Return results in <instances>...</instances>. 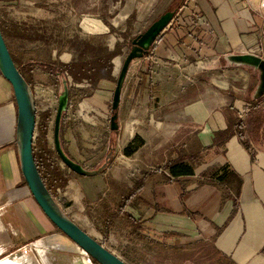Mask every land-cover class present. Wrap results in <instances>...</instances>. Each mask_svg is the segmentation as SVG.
Returning <instances> with one entry per match:
<instances>
[{
    "label": "crops",
    "instance_id": "crops-1",
    "mask_svg": "<svg viewBox=\"0 0 264 264\" xmlns=\"http://www.w3.org/2000/svg\"><path fill=\"white\" fill-rule=\"evenodd\" d=\"M119 3L123 8L117 17L153 21L150 27L167 13L174 12L175 17L153 43V50L130 68L135 71L133 80L128 91L126 86L123 91L126 96L134 91L144 96L140 118L124 119L125 110L120 108L116 134L122 151L137 135L145 140L138 151L146 149L141 154L144 165L140 173L139 168L131 167L134 180L127 184L104 182L106 196L118 194L121 198L116 210L107 208L102 234L108 240L117 222H125L117 211L121 199L131 195L125 211L139 221L142 230L137 232L146 237L145 242L137 239L129 228L131 243H145L149 251L161 247L167 258L161 264H201L197 260L206 253L214 262L219 254L235 264H264V99L252 104L258 72L229 60L233 55L264 58V0L258 10L252 9L251 0H116ZM22 4L23 0L0 1V26L9 50L18 66L29 73L31 87L37 82L50 85L60 97L49 72L42 63L36 65L43 62V52L35 38L27 36L28 26L20 22L23 13L16 8H25ZM51 55L50 62L69 64L76 59L73 52L59 55L56 46ZM113 86L112 82L101 84L78 104L80 111L75 113H86L85 119L98 128L101 117L97 119L95 113L108 111ZM126 110L130 116L138 113L136 106ZM256 111L263 114L257 121L252 118ZM249 117L250 123L246 121ZM17 119L13 88L0 73V248L17 251L35 242L43 264H52L43 238L57 228L23 177ZM239 121L247 129L263 133L262 142L252 144L251 150L236 135ZM53 125L54 121L51 130ZM66 139L69 153L79 161L77 140L70 132ZM182 161L193 163L195 175L168 181L167 165ZM224 167L243 180L236 205L233 198L223 202L219 189L210 183L211 175ZM114 214L118 219L109 226ZM202 242L204 249L199 245ZM209 248L217 254L212 255ZM6 258L9 260L0 264H31L28 253Z\"/></svg>",
    "mask_w": 264,
    "mask_h": 264
},
{
    "label": "rangeland",
    "instance_id": "rangeland-1",
    "mask_svg": "<svg viewBox=\"0 0 264 264\" xmlns=\"http://www.w3.org/2000/svg\"><path fill=\"white\" fill-rule=\"evenodd\" d=\"M23 1L24 4L22 5H24L25 8H16L17 12L23 13V15L20 16V22L28 26L26 29L27 36L35 38L37 41L36 45L40 46V50L43 52L42 59H40V61L43 62H36V65H40L41 63L65 64V62L60 60H58V62H50L52 50L55 46L58 47L59 55L64 52H73L77 57V50L80 44L84 42H96L104 44L110 51H120V56L116 57L113 61L115 64L114 76L116 79L120 77L124 61L130 53L132 41L144 34L153 22L141 19L136 20L133 17L128 19L117 17V15H119L118 12L123 8V4H116V0H107L106 2L103 0ZM262 2L263 0H251L252 9L258 10ZM2 11L3 13L5 12L4 9ZM47 11H51L53 14H48ZM13 12L14 11L7 13ZM27 13L32 14V16H28ZM24 20H26L25 23ZM57 21L58 23H56ZM151 50H153V48H151ZM134 62L141 61L135 60ZM132 66H134L133 63ZM134 72L135 71H130L129 73V78L125 84L126 92L131 85L130 82L133 80L132 73ZM155 73L157 74L158 72L156 71L154 74ZM50 79V82L56 85L61 95L64 92V82L66 78L63 76L53 78L51 76ZM85 84L86 85L81 88L68 86L71 99H69V104L72 102L71 106L73 109L71 113L66 112L62 117L60 141L62 149L67 153V156L75 160L69 153L70 143L66 139L70 132L77 140L79 155L81 156L77 163L82 165L86 170L95 172V174L88 177L78 175L71 171L60 156H58L54 141V121L52 132L50 131L53 135L49 138L50 146L52 152H54V160L61 167L68 180L71 181V184L68 185L66 190L61 189L60 192L56 191L54 196L58 199L59 205L66 211L70 218L113 253L122 257V259H126L128 264H161L167 261V258L163 255L164 253L161 252L162 248L156 246L152 251H149L145 247V243L138 246L133 245L131 243V231L125 225V222L121 220L117 222L116 226L111 230L108 240L102 234L107 208L116 210L121 198L118 194L112 195L108 193L106 196V193L104 194L103 191L104 182L108 181L110 184H112V182L114 184L123 182V184H127L134 180L130 175V173L133 172L132 168H139L138 172H142L140 168H143L144 159L141 160V154L146 152V149H143L139 153L138 151L144 146L145 140L140 137V135H137L134 138L133 145H127V147L123 148V151L121 147L119 149V134H116L119 133V129L115 132L112 130V117L114 116L112 107L114 92L117 86L116 83H113V92L112 97L109 99L108 111L105 112L104 115H101V123H98V128H93L92 125L89 124L88 120L85 119L86 113L77 115L75 112L80 111L77 107L78 104L87 99L90 94L95 91L94 89H97V86H93L89 83ZM125 91H123L117 112L119 113V109L123 108L125 110L123 115L124 119H131L133 121L139 120L140 106H142L141 104L143 103L144 96L139 94V92L136 94L135 91L130 93L129 96H126ZM133 106L138 108V113H134L130 116L126 109L132 108ZM261 106L264 108V102ZM261 115H263L261 111H256V114L252 118H261ZM55 118L56 117H54V119ZM252 118L249 117L246 121L250 123L252 122ZM117 122L119 126V118ZM69 127H74V129H72L73 133ZM244 133L245 141L249 146L252 144L255 146L259 145L263 140V133L261 130H254L252 127L247 129L245 126ZM114 146L115 149L111 150ZM129 146L130 155L125 153V150ZM136 153L139 155L137 156ZM105 178H107V180ZM43 239L53 257L52 264H73L76 261L87 262L88 260H90L92 264H96L82 250H78V247L58 229H56L54 234L48 235ZM34 243L17 251L0 252V262L8 261L9 259L6 257L15 258L27 252L31 259V264H43L38 253V248L33 245ZM209 250L212 252V255L216 254L211 248H209ZM153 251L155 254L151 253ZM206 254H203L197 261L201 264H221L216 263L217 259H215V262L214 259L213 261L208 260ZM87 264L90 263L87 262Z\"/></svg>",
    "mask_w": 264,
    "mask_h": 264
},
{
    "label": "water",
    "instance_id": "water-1",
    "mask_svg": "<svg viewBox=\"0 0 264 264\" xmlns=\"http://www.w3.org/2000/svg\"><path fill=\"white\" fill-rule=\"evenodd\" d=\"M175 17L174 12L162 16L150 30L142 36V39L134 45H139L143 52L136 53V47L128 54L124 61L123 69L118 78L117 86L114 92L112 117V130L117 131L119 114L117 112L122 92L127 80L132 63L135 60L144 58L147 55L148 48L157 40L162 31L171 23ZM138 37V38H140ZM137 38V39H138ZM229 60L244 67L251 68L258 72L259 83L253 94V101L260 100L264 96V58L252 55H233ZM0 73L10 83L13 88L15 100L18 107L17 119V146L19 151L20 166L25 182L31 191L35 201L46 215V217L69 238L79 249L98 264H128L121 257L113 253L98 241L91 234L81 228L59 205L47 188L37 167L34 157V143L37 131V107L32 92V87L24 78L17 67L8 44L0 29ZM64 92L59 97V109L55 118L54 141L55 148L65 165L74 173L81 176H92L95 172L86 170L82 165L69 158L64 152L60 141L61 121L63 115L69 108V87L67 81L64 82Z\"/></svg>",
    "mask_w": 264,
    "mask_h": 264
},
{
    "label": "trees",
    "instance_id": "trees-1",
    "mask_svg": "<svg viewBox=\"0 0 264 264\" xmlns=\"http://www.w3.org/2000/svg\"><path fill=\"white\" fill-rule=\"evenodd\" d=\"M0 29L5 38L1 26ZM118 56H120L119 50L110 51L104 44L96 42H84L79 45L77 50V57L73 62L62 65L56 63L42 65L45 67V69H47V71L53 78H59L60 76L66 78V76H70L76 84L89 83L93 86H97L96 88L98 89V87L104 82H112L117 84L118 79H116L114 76L115 66L113 64V61ZM12 57L17 67L23 74L24 78L31 86L29 73L20 68L13 55ZM259 101L260 100L253 101L252 104L255 105ZM53 121H55V119L53 118L51 112H46L41 115L40 120L37 124V136L34 143V157L42 179L55 198L54 193H56L57 189L65 190L69 180L65 176L61 167L54 160V152H52V148L50 146L49 138ZM237 127V137L248 150H251V147L245 141L244 123L242 121H239ZM133 143L134 141L130 145H133ZM114 149L115 146L111 148V150ZM125 153L130 155V146L125 150ZM167 169L169 175L167 176L168 181L172 180V178L195 175V166L190 162L182 161L169 163L167 165ZM210 183L217 187V189H219L222 194L223 202H226L228 199L233 198L235 205L237 204V199L240 196V190L243 184V180L240 175L236 174L232 170H229L228 167H224L222 170L211 175ZM231 192L233 193V195L231 194ZM131 199V195L123 197L121 199L117 212L119 215H122L124 217L123 219L127 223V227L133 229L132 233L134 234V236H136L137 239L146 240L145 236H143L140 232H137L138 230H142V226L138 225L139 221L135 220L133 216L125 211L129 206ZM115 217L116 215L114 214V217L110 218V220L108 221L109 226L115 225V221L116 219H118ZM199 245L201 246V249H204V246L206 244L202 242ZM213 252L217 254L216 250H214ZM123 260L126 261V259ZM93 262L98 264L94 260ZM216 263L235 264L231 260V258L219 254Z\"/></svg>",
    "mask_w": 264,
    "mask_h": 264
},
{
    "label": "built area",
    "instance_id": "built-area-1",
    "mask_svg": "<svg viewBox=\"0 0 264 264\" xmlns=\"http://www.w3.org/2000/svg\"><path fill=\"white\" fill-rule=\"evenodd\" d=\"M66 81L68 83V86L73 87H82L83 85H76V83L73 81L72 77L66 76ZM89 86V85H88ZM32 92L36 101V107H37V124L40 120V117L42 114L46 112H51L54 117H56V114L59 109V95L57 94L54 87L50 85H46L44 83H35L32 87ZM264 99V96L262 97ZM96 118L98 119L101 117L99 113H95ZM37 136V134H36ZM36 139V137H35ZM61 189H57V192H60ZM56 199V198H55ZM56 201L59 203L58 199ZM64 210V209H63ZM65 211V210H64ZM66 212V211H65ZM34 245V244H33ZM5 250L0 248V252L4 253Z\"/></svg>",
    "mask_w": 264,
    "mask_h": 264
},
{
    "label": "flooded vegetation",
    "instance_id": "flooded-vegetation-1",
    "mask_svg": "<svg viewBox=\"0 0 264 264\" xmlns=\"http://www.w3.org/2000/svg\"><path fill=\"white\" fill-rule=\"evenodd\" d=\"M150 28H151V27H150ZM150 28H149L144 34H146V33L150 30ZM144 34H142L141 36L143 37ZM139 37H140V36H139ZM142 37L136 39V40H137V43L142 39ZM134 41H135V40H134ZM134 41H132V45H131V50H130V52H131L135 47H136V49H135V52H136V53L143 52L142 50H140V47H139L138 44H136V46L133 44ZM152 46H153V44L148 48V50H147L148 53L150 52ZM148 53H147V54H148ZM145 56H146V55H145ZM145 56H144V57H145Z\"/></svg>",
    "mask_w": 264,
    "mask_h": 264
},
{
    "label": "bare ground",
    "instance_id": "bare-ground-1",
    "mask_svg": "<svg viewBox=\"0 0 264 264\" xmlns=\"http://www.w3.org/2000/svg\"><path fill=\"white\" fill-rule=\"evenodd\" d=\"M81 250V249H80ZM83 251V250H82ZM84 252V251H83ZM85 253V252H84ZM25 254H27V252L25 253ZM86 254V253H85ZM4 264H7V263H4Z\"/></svg>",
    "mask_w": 264,
    "mask_h": 264
}]
</instances>
